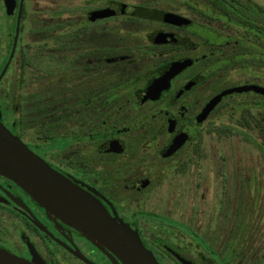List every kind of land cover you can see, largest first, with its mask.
Masks as SVG:
<instances>
[{
    "label": "flooded vegetation",
    "instance_id": "flooded-vegetation-1",
    "mask_svg": "<svg viewBox=\"0 0 264 264\" xmlns=\"http://www.w3.org/2000/svg\"><path fill=\"white\" fill-rule=\"evenodd\" d=\"M0 121L159 264H264L263 0H0ZM0 248L124 264L1 173Z\"/></svg>",
    "mask_w": 264,
    "mask_h": 264
},
{
    "label": "water",
    "instance_id": "water-1",
    "mask_svg": "<svg viewBox=\"0 0 264 264\" xmlns=\"http://www.w3.org/2000/svg\"><path fill=\"white\" fill-rule=\"evenodd\" d=\"M0 173L17 182L48 211L60 216L96 245L111 249L124 264H159L137 232L113 217L92 193L33 153L1 121ZM0 264L45 263L30 262L0 248Z\"/></svg>",
    "mask_w": 264,
    "mask_h": 264
},
{
    "label": "trees",
    "instance_id": "trees-1",
    "mask_svg": "<svg viewBox=\"0 0 264 264\" xmlns=\"http://www.w3.org/2000/svg\"><path fill=\"white\" fill-rule=\"evenodd\" d=\"M219 2H217V4H218Z\"/></svg>",
    "mask_w": 264,
    "mask_h": 264
},
{
    "label": "rangeland",
    "instance_id": "rangeland-1",
    "mask_svg": "<svg viewBox=\"0 0 264 264\" xmlns=\"http://www.w3.org/2000/svg\"><path fill=\"white\" fill-rule=\"evenodd\" d=\"M264 1V0H263Z\"/></svg>",
    "mask_w": 264,
    "mask_h": 264
}]
</instances>
